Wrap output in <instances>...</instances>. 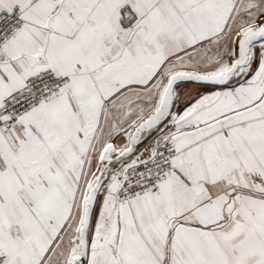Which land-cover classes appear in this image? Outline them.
Segmentation results:
<instances>
[{"label":"snow or ice","instance_id":"6c2138e0","mask_svg":"<svg viewBox=\"0 0 264 264\" xmlns=\"http://www.w3.org/2000/svg\"><path fill=\"white\" fill-rule=\"evenodd\" d=\"M0 264H264V0H0Z\"/></svg>","mask_w":264,"mask_h":264}]
</instances>
